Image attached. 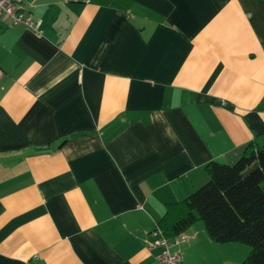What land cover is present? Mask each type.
I'll return each instance as SVG.
<instances>
[{
  "label": "crops",
  "instance_id": "0c3cea01",
  "mask_svg": "<svg viewBox=\"0 0 264 264\" xmlns=\"http://www.w3.org/2000/svg\"><path fill=\"white\" fill-rule=\"evenodd\" d=\"M22 8L42 33L0 17V264H156L207 163H264V0ZM182 234L183 264L215 243Z\"/></svg>",
  "mask_w": 264,
  "mask_h": 264
},
{
  "label": "trees",
  "instance_id": "16d2710c",
  "mask_svg": "<svg viewBox=\"0 0 264 264\" xmlns=\"http://www.w3.org/2000/svg\"><path fill=\"white\" fill-rule=\"evenodd\" d=\"M264 138V130L261 134ZM255 143L246 148L253 154ZM206 180L182 200L166 204L157 222L164 234L174 238L196 221H202L216 243H242L250 247L241 264H264V163L247 170L211 161Z\"/></svg>",
  "mask_w": 264,
  "mask_h": 264
},
{
  "label": "built area",
  "instance_id": "2783aa9c",
  "mask_svg": "<svg viewBox=\"0 0 264 264\" xmlns=\"http://www.w3.org/2000/svg\"><path fill=\"white\" fill-rule=\"evenodd\" d=\"M25 0H0V17L6 15L12 24L23 23L28 28L37 33H42L40 20H33L27 16L22 8ZM152 240L150 245L159 247L160 253L156 264H183V254L181 245L187 241L184 234H179L174 238L167 237L163 230L155 226L150 232Z\"/></svg>",
  "mask_w": 264,
  "mask_h": 264
},
{
  "label": "rangeland",
  "instance_id": "374dc122",
  "mask_svg": "<svg viewBox=\"0 0 264 264\" xmlns=\"http://www.w3.org/2000/svg\"><path fill=\"white\" fill-rule=\"evenodd\" d=\"M203 246L202 252L192 256V264H241L247 257L250 247L242 243H212ZM183 249V248H181ZM203 251L204 254L203 255Z\"/></svg>",
  "mask_w": 264,
  "mask_h": 264
},
{
  "label": "water",
  "instance_id": "95a60500",
  "mask_svg": "<svg viewBox=\"0 0 264 264\" xmlns=\"http://www.w3.org/2000/svg\"><path fill=\"white\" fill-rule=\"evenodd\" d=\"M256 145L260 150L264 151V138L262 137V135L257 136Z\"/></svg>",
  "mask_w": 264,
  "mask_h": 264
}]
</instances>
